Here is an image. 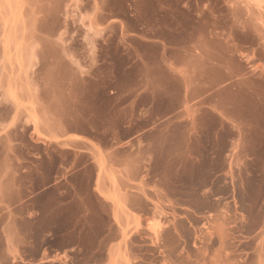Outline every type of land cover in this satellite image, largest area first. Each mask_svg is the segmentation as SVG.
<instances>
[{
	"label": "crops",
	"instance_id": "obj_1",
	"mask_svg": "<svg viewBox=\"0 0 264 264\" xmlns=\"http://www.w3.org/2000/svg\"><path fill=\"white\" fill-rule=\"evenodd\" d=\"M172 3L130 0L106 22L121 27L124 62L106 92L119 130H105V145L89 124L94 117L75 112L79 101L74 107L24 90L19 103L8 102L3 123L13 119L24 133L20 143L0 145V240L9 264L58 263L75 250L83 232L75 184L85 169H93L95 198L97 186L111 210L118 202L138 214L130 201L147 179L158 201H186L192 163L219 157L234 170L245 154L251 168L252 155L264 153V29L250 17L223 28L211 10L218 4ZM65 120L88 126L68 128Z\"/></svg>",
	"mask_w": 264,
	"mask_h": 264
},
{
	"label": "rangeland",
	"instance_id": "obj_2",
	"mask_svg": "<svg viewBox=\"0 0 264 264\" xmlns=\"http://www.w3.org/2000/svg\"><path fill=\"white\" fill-rule=\"evenodd\" d=\"M182 2L218 4L211 10L223 28L250 17L264 29V0H173L172 4ZM129 3L0 0L1 123L11 113L8 102L19 103L24 90L33 98H57L74 107L79 101L75 112L82 118L94 117L89 124L95 127L96 141L105 145V130H119L117 109L107 101L106 92L119 82L124 62L121 27L106 22L123 14ZM84 83L87 89L79 87ZM64 111L72 113L67 104ZM3 125L0 145L23 140L20 123L11 119ZM64 126L86 128L88 121L65 120ZM252 156L251 168L242 163L247 155L241 154L234 170L226 169L219 157L192 163L186 201H158L147 179L130 201L138 214L118 202L111 210L99 198L103 193L97 186L95 198L93 169H85L75 181V224L83 232L75 235L78 243L73 252L62 262L48 264H264V153ZM102 171L99 163L98 176ZM160 171L167 176L166 168L155 170ZM164 223H169L167 231ZM0 264H9L3 250Z\"/></svg>",
	"mask_w": 264,
	"mask_h": 264
},
{
	"label": "bare ground",
	"instance_id": "obj_3",
	"mask_svg": "<svg viewBox=\"0 0 264 264\" xmlns=\"http://www.w3.org/2000/svg\"><path fill=\"white\" fill-rule=\"evenodd\" d=\"M154 228H155V226H154Z\"/></svg>",
	"mask_w": 264,
	"mask_h": 264
}]
</instances>
